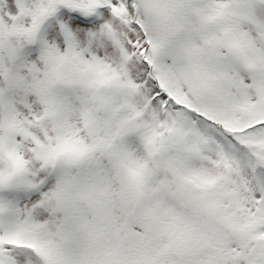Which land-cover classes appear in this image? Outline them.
<instances>
[{
  "label": "snow or ice",
  "instance_id": "obj_1",
  "mask_svg": "<svg viewBox=\"0 0 264 264\" xmlns=\"http://www.w3.org/2000/svg\"><path fill=\"white\" fill-rule=\"evenodd\" d=\"M0 264H264V0H0Z\"/></svg>",
  "mask_w": 264,
  "mask_h": 264
}]
</instances>
